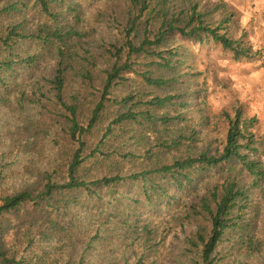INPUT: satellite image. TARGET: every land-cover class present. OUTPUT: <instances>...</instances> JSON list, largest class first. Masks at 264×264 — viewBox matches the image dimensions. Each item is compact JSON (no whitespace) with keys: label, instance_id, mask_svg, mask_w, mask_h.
Returning <instances> with one entry per match:
<instances>
[{"label":"trees","instance_id":"16d2710c","mask_svg":"<svg viewBox=\"0 0 264 264\" xmlns=\"http://www.w3.org/2000/svg\"><path fill=\"white\" fill-rule=\"evenodd\" d=\"M1 1L0 17L29 2ZM123 2L84 29L79 15L66 17L74 4L34 0L42 20L35 32L19 23L0 30V137L12 134L21 146L15 158L25 161H4L17 147L0 150V264H154L155 229L141 224L137 208L173 204L196 173L224 164L227 172L186 211L194 229L174 262L256 264L264 235L253 233L249 218L264 173L253 157L261 147L255 119L224 110V146L198 150L179 109L190 72L172 44L213 40L233 51L235 40L176 0ZM27 42L41 50L24 53ZM42 53L56 60L46 91L13 94L10 72Z\"/></svg>","mask_w":264,"mask_h":264},{"label":"rangeland","instance_id":"374dc122","mask_svg":"<svg viewBox=\"0 0 264 264\" xmlns=\"http://www.w3.org/2000/svg\"><path fill=\"white\" fill-rule=\"evenodd\" d=\"M33 3L34 0H29L28 6L22 10L2 15L0 30L19 23L23 27L28 26V32H35L42 20L40 9ZM66 3L77 7L74 12L65 11L67 19L75 22L76 15H79V26L84 29L98 27V14H103L100 19L105 17L104 11L109 4H124L123 0H66ZM3 5L4 1L0 0V8ZM176 5L180 10L204 13L208 23L221 26V31L235 40V50L231 51L213 40L200 43L196 39H174L172 44L181 47L180 51L186 60L185 71L190 72L183 88V93L188 94L186 103L179 108L187 126L185 134H189L191 128L196 131L197 140L193 144L198 150H220L225 144L227 133V125L221 113L228 110L235 114L237 109H241L244 118L255 119L253 131L261 147L253 157L259 159V169L264 173V0H176ZM100 30L98 28V32ZM40 50L41 45L34 42L23 45L24 53L33 54ZM41 55L33 65L20 64L10 72L8 81H12L13 94L25 91L38 96L46 91L56 60L48 53ZM11 136L12 134H2L0 150L9 146L17 147L14 146V136ZM20 148L21 146L15 148V152L4 161L21 162L24 165V158L20 154L19 159L15 158V153ZM13 168L16 169V166ZM228 168L224 164L207 173H196L194 185L184 191H176L177 199L171 205L144 203L137 208L141 224L148 223L155 229L151 257L154 264H175L174 256L179 246L186 234L194 229L185 217L186 211L198 194L216 183ZM19 170L21 169H17ZM241 176L246 181L251 180L246 173ZM250 209L249 219L253 233L261 238L264 235V183L254 196ZM254 260L258 264L260 260L264 261V256Z\"/></svg>","mask_w":264,"mask_h":264}]
</instances>
